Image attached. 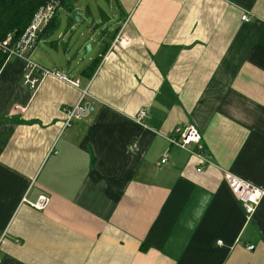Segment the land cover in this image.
<instances>
[{
	"label": "crops",
	"instance_id": "obj_1",
	"mask_svg": "<svg viewBox=\"0 0 264 264\" xmlns=\"http://www.w3.org/2000/svg\"><path fill=\"white\" fill-rule=\"evenodd\" d=\"M73 10L32 57L81 89L48 76L34 92L24 60L0 54V264H264V198L248 217L224 177L264 187V0ZM86 87L90 117L65 126ZM183 124L209 163L175 145L161 162Z\"/></svg>",
	"mask_w": 264,
	"mask_h": 264
},
{
	"label": "built area",
	"instance_id": "obj_2",
	"mask_svg": "<svg viewBox=\"0 0 264 264\" xmlns=\"http://www.w3.org/2000/svg\"><path fill=\"white\" fill-rule=\"evenodd\" d=\"M59 2H50L41 8H39L34 14L32 21L26 27V29L19 35L14 32L9 33L4 39L0 40V53L5 54L6 58L20 57L24 60L23 80L24 83L31 88L34 92L38 90L41 82L48 76H53L61 81H64L71 86L81 89V78H75L58 69L48 68L32 57V52L37 47L40 36L43 29L50 23L55 16ZM251 14L245 13L242 16L243 21H249ZM123 38H116L110 48L108 55L113 53V50L118 48V43H123ZM89 95L88 87L82 89V95L80 100L73 106L66 110L65 126H70L74 121L84 120L90 117L92 109L90 103L87 101ZM148 116V110L143 108L135 116V120L144 125L146 124V118ZM172 137H169V145L167 146L162 158V163H167L170 156L171 146H179L181 148L191 150L201 161L210 162L209 155L206 153L205 145L203 142V135L201 131L194 124L177 125L173 128ZM191 145L194 147L191 149ZM132 150L137 149V143L135 142L131 146ZM198 172L202 171V168L197 169ZM224 177L232 192L242 202L245 212L248 217L256 211L261 200L264 198V187L257 186L247 180H244L230 172H224ZM48 198L42 196L38 202L33 205L37 208L43 209L48 204ZM3 241V237L0 238V244ZM221 243V241H219ZM253 245H249L248 249L252 250Z\"/></svg>",
	"mask_w": 264,
	"mask_h": 264
},
{
	"label": "trees",
	"instance_id": "obj_3",
	"mask_svg": "<svg viewBox=\"0 0 264 264\" xmlns=\"http://www.w3.org/2000/svg\"><path fill=\"white\" fill-rule=\"evenodd\" d=\"M76 0H0V40L4 39L9 33L21 34L29 23L36 11L50 2H59L60 6L69 11L74 9ZM57 12L52 18L47 28L53 26ZM6 59V55L0 53Z\"/></svg>",
	"mask_w": 264,
	"mask_h": 264
},
{
	"label": "water",
	"instance_id": "obj_4",
	"mask_svg": "<svg viewBox=\"0 0 264 264\" xmlns=\"http://www.w3.org/2000/svg\"><path fill=\"white\" fill-rule=\"evenodd\" d=\"M72 15H73L74 19H76V20H79V19H80V18L78 17V9L73 10ZM86 46H87V49H88V51H89V50H90V47H91L90 42H88V43L86 44Z\"/></svg>",
	"mask_w": 264,
	"mask_h": 264
},
{
	"label": "rangeland",
	"instance_id": "obj_5",
	"mask_svg": "<svg viewBox=\"0 0 264 264\" xmlns=\"http://www.w3.org/2000/svg\"><path fill=\"white\" fill-rule=\"evenodd\" d=\"M92 1H94V0H92Z\"/></svg>",
	"mask_w": 264,
	"mask_h": 264
}]
</instances>
